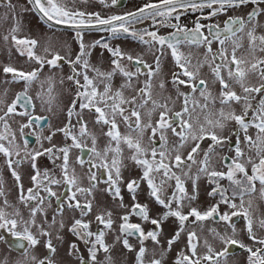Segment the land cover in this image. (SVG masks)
<instances>
[{
	"label": "snow or ice",
	"instance_id": "6c2138e0",
	"mask_svg": "<svg viewBox=\"0 0 264 264\" xmlns=\"http://www.w3.org/2000/svg\"><path fill=\"white\" fill-rule=\"evenodd\" d=\"M27 2L32 6L31 10L49 22L50 28L54 25H67L75 29L79 51L73 57L67 53L61 55L59 51L44 46L43 54L38 53L40 42L34 38L17 35L20 31L18 23L9 34L2 37L5 42L11 41L20 55L26 56L35 65L28 71L11 65L2 68L5 75H11V81L23 83V89L14 95V99L6 101L0 98V125L3 127V131H0V153L6 158L9 168H12L13 163H21L20 160L12 159L13 154L20 155L21 145L16 143L17 132L12 129L9 121L20 117L24 122L18 123V131L24 136L27 135L25 129L48 120V117L38 113L52 110L55 76L49 75L41 80L45 66L49 69H61V61L66 62L71 73L67 80L71 81L75 88L67 109L68 122L64 127L46 136L41 132L37 136L38 149L29 150V141H22L24 158L31 159L34 169L31 180L35 187L28 188L25 193L20 185L19 199L26 206L31 205L28 217L25 218L18 210L7 211L9 207H13L7 200L0 206V230L14 237L15 240L11 243L23 250L21 255L24 259L17 264H54L50 255L38 259L36 255L29 253V249L40 245L41 239L45 240L44 246L49 253L56 252L51 232L43 222L37 223L38 214H43V219H47V206L51 205L52 198L61 200L53 186L67 188L70 192L68 207L80 211L81 218L74 219L69 228L86 246L87 256L80 255L77 244L70 246L77 255L79 264H112L110 249L114 245L107 242L106 236L109 232L116 231L119 234L116 235L115 242L121 243L128 251L136 252V264H164L166 253L171 251L181 233L186 234L187 242L177 253L174 264H220L221 259L228 255L229 249L237 245L248 253V264H264V235H257L254 231V218L250 211L254 193L258 192L259 197L264 200V57L254 56L257 51L264 52V34L257 35V17L264 14V9L259 5L264 4V0H147L135 11L106 16L99 12H85L75 8V0ZM100 3L116 6L120 0H100ZM248 3L257 7L249 12L247 17L227 15L229 10ZM4 7L9 12H15L17 5L12 3V0H6ZM182 11L200 12L202 16L189 28L179 23ZM7 15L6 12L4 18H7ZM220 15L226 17L222 22H201V19L212 20ZM145 21H151L156 26L155 30H140L136 27ZM160 27L171 28L173 31L162 35L159 32ZM93 29L108 32L112 37L121 34L131 36L148 46L154 62L149 64L141 55L134 56L118 47L112 48L104 38L85 45V30ZM245 29L248 51L253 54L254 62L236 55L243 47V37L239 34L244 33ZM214 43L217 44L215 51ZM185 45L204 48L203 62L193 63L191 54H185L181 50V46ZM97 46L111 53L113 59L110 71H101L90 63V50ZM166 50L174 62L170 83L175 88V99L181 101L179 109H176L175 100L171 95L159 99L153 95L154 87H158L161 92L166 88L164 80L154 85V79L160 73L161 57L165 55ZM204 63H208L221 86L217 97H213L208 91L207 81L200 78V68ZM249 72L259 75L262 82L258 86L246 84ZM117 74L124 78V83L114 90L112 79ZM141 76L144 77L143 81L140 80ZM230 81L240 85L243 95L233 90ZM63 82L61 79L60 83ZM34 83L39 84L40 91L33 96L29 94V90ZM182 87L188 91H182ZM126 89H130L133 94L126 96ZM253 94L260 95L255 106L251 102L255 99ZM217 99L221 107L213 112L209 109V104L214 105ZM233 105L241 106L239 112ZM85 109L97 114V124L106 126L104 135L107 137V143L102 149L97 148L95 135L88 131L87 123L81 117V112ZM74 116L77 117L75 124L72 123ZM230 123H233L234 127L229 128ZM121 124L126 131H120ZM76 125H79V128L74 131ZM226 129L228 135H224ZM250 129H255V133H251ZM56 132L62 133L65 138L70 137L71 143L62 147L53 144ZM169 133L176 138L171 145ZM85 137L91 138L90 148L84 141ZM233 137L235 141L232 140ZM206 139L211 143L207 149H202L201 144ZM45 141L49 144L48 147L44 146ZM242 144L244 147H241ZM122 145L131 152L129 159L142 169L139 179H130L125 184L132 194L131 205H125L121 195L120 185L125 183L122 176ZM186 146L189 147L185 153L183 150ZM225 146L230 150L234 147V152L221 157L224 170H217L213 167L212 155L217 148L223 149ZM73 148L79 149L81 153L88 148L91 153L87 160L83 156L77 157V163L81 167L85 163L88 165L89 187L81 186V178L69 164V153ZM56 153L60 154L59 159L62 161L59 178L47 169L41 172L35 164L36 159L44 155H48L55 162ZM193 166L196 167L195 174L192 172ZM98 172L101 178L107 175L104 180L107 184L106 190L113 199L119 201V206L125 211L119 217L118 224L110 210L96 213L94 221L97 229L94 231L93 221L83 217L93 211V203L89 197L99 182ZM12 175L17 181L20 180L15 170ZM202 175L207 177L212 185L208 196L214 201L204 209L193 206V201L198 195L195 191L196 181ZM189 179L193 181L192 195L188 194L186 188V181ZM223 180H227V186L221 183ZM141 181L147 183L151 196L163 207L162 215H151L148 205L136 200L135 193ZM168 188L172 191L166 196ZM0 195H3L2 189ZM78 197H83V202ZM63 208V203L59 204L57 213L62 215ZM133 217H137L139 222H133ZM170 217L177 221L178 226L165 247L161 241V224ZM234 217L246 221L245 228L240 231L246 234L250 244H245L239 238ZM207 221L223 225L220 230L217 227L207 230L212 242L209 238L201 240L196 228L190 227L196 225L202 232ZM149 224L153 226L151 229L146 228ZM59 227H64L62 220ZM258 227L264 230V218L259 219ZM132 237L138 240V249H134L129 242ZM4 239L5 236L0 234V241ZM57 239L62 240V237L57 236ZM149 240L153 245L151 250L145 244ZM215 242L222 247H216ZM101 252L104 254L103 260L98 259V253Z\"/></svg>",
	"mask_w": 264,
	"mask_h": 264
},
{
	"label": "flooded vegetation",
	"instance_id": "af4514ba",
	"mask_svg": "<svg viewBox=\"0 0 264 264\" xmlns=\"http://www.w3.org/2000/svg\"><path fill=\"white\" fill-rule=\"evenodd\" d=\"M6 0H0V98L5 99L6 101H10L11 99H14V95L18 92H20L23 89V83L22 82H13L11 81V75H5L2 72V68L7 65H11L14 67H17L19 69H22L24 71H28L31 68L35 67V65L27 59L26 56L20 55L16 47L9 42H5L3 40V36L9 34L10 30H8V26L11 24H14L16 22L20 23L23 27V30L19 31L17 35L19 36H27L30 38H34L38 40L40 43L38 45L37 51L38 53L43 54V47L44 46H49L47 44V39H54V42L60 44V47H50L53 51H59L61 55H65L61 52L65 49L67 54L75 52L72 56L74 57L77 52L79 51V43L75 38V30L67 29L64 28L60 25H54L51 28L49 27V22H47L45 19H42L40 14L35 12L34 10H31L32 6L28 4L27 0H12V3L16 4L17 7L15 9V12H9L8 9L4 7V3ZM127 0H120V3L116 6H109L110 8H113L114 10L118 11H113L112 14H122L120 9H122L123 4H125ZM143 5V4H142ZM141 5V6H142ZM140 6V7H141ZM74 7L85 12H91L89 10H84V7H79L76 5V1L74 4ZM257 5L248 3L246 5H242L238 8L231 9L227 13L229 16H244L247 17V14L253 9H255ZM260 8L264 9V4L259 5ZM139 7L134 8L132 11L137 10ZM8 13L7 18L5 17V13ZM96 12L101 13V15H105L104 11L97 10ZM207 13V9L204 10V14ZM110 14V15H112ZM106 16V15H105ZM202 14L200 12H194V11H182L181 19L179 23L183 25H187L189 28H191L194 25V22L198 19L201 18ZM226 17L224 15H220L219 17H214L212 20H205L201 19L202 23L210 24L214 22H222ZM175 22V21H174ZM257 35L264 34V14L260 15L257 17ZM25 27L27 29L25 30ZM138 29L143 30V29H148L149 31L155 30L154 26L151 21H145L143 24L137 25L136 26ZM173 31V29H172ZM170 31V32H172ZM168 32V33H170ZM247 29H245L244 33H240L239 36L243 37L242 39V44L243 47L240 48L236 55L238 57H243L251 62H254V57L253 54H250L248 51V38L246 36ZM168 33H164L162 35H167ZM85 35H90L93 37H97L96 40H99L101 38H104L110 45V47L114 48L112 46L113 42H119V41H125V40H134L131 36L126 35V34H121L117 37H112L110 33L108 32H101L99 30L93 29V30H85L83 40L85 43ZM89 36V37H90ZM45 39L44 43H42V39ZM94 40V41H96ZM93 41V42H94ZM139 44H142L137 40ZM74 43L76 45V48H74ZM86 45V44H85ZM190 48L191 50H198L200 51L197 53L191 54L193 58V63H196L197 61L203 62V57H204V48L202 47H197V46H190V45H185L181 46V50H185ZM217 48V44H213V50L215 51ZM104 49V48H103ZM62 50V51H61ZM74 50V51H73ZM106 55L110 57L109 63L111 65V60L113 59L111 56V53L107 50ZM122 51V50H121ZM124 52V51H123ZM254 56L256 58H262L264 57V52H259L257 51ZM144 59V58H143ZM90 63L99 68L101 71H105V68H103V64L101 62V58H99V55H97V51L91 49L90 50V56H89ZM146 60L149 64H152L154 60L148 61ZM173 61V58H172ZM61 63L64 66H68V64L64 61H61ZM174 63V62H173ZM47 66H45L46 68ZM170 67V66H169ZM44 68V69H45ZM161 68V67H160ZM49 69V68H48ZM52 70V69H49ZM44 71V70H43ZM70 71V70H69ZM166 71L164 69H160L159 75L161 78H158L159 80L164 77ZM71 74V73H70ZM92 75V73H89ZM119 75V74H118ZM121 77V75H119ZM200 78H203L207 81L208 88L210 87V79L213 78L214 80L215 77L211 71V68L208 66V63H204V66L200 68ZM155 80V79H154ZM8 81V82H5ZM58 83H53V92L52 95L57 92H60L62 96L58 97V94L56 95V98H54L52 102V110L49 111H42L41 113L46 117H48V120L44 123L34 125L32 128L25 129V133L27 135L21 136V134L18 131V123H23L24 121L21 120L20 117H14L12 118L9 123L12 126V129L17 132L16 136V143L22 144V141L24 139H27L29 141L28 146L35 147L36 149L39 148V144L37 143V136L40 135V133H45L49 132V134L53 131H55L58 128L64 127V125L68 122L67 118V109L71 104V101L74 96L75 88L72 84L71 81H64L63 84L60 83L59 81H56ZM117 79L116 76H114V81L112 82V85L117 84ZM217 84L220 86L218 81L216 80ZM246 84L250 86H258L262 81L257 73L251 72L248 74L246 78ZM235 84V81H230V86ZM157 85V84H156ZM221 87V86H220ZM240 87V86H239ZM103 88V85H101V89ZM45 89H47V84L45 85ZM40 91L39 85L37 86L36 90L34 89V86L29 90L30 95H35L36 92ZM5 92L7 95L5 96ZM67 96H63V95ZM243 95V92L242 94ZM255 96V99H252V104L256 105L257 101L260 99V95L258 94H253ZM39 104V102H37ZM96 115L93 112L85 109L81 112V117L84 122L87 123L88 131L95 135L97 139V148L102 149L106 143H107V138L104 135L105 129H100V126L95 128V120H96ZM77 117L72 118V123H76ZM79 128V125H76V129L74 131H77ZM121 126H120V131H121ZM255 130V129H252ZM0 131H3L2 125H0ZM122 132V131H121ZM124 132V131H123ZM34 133V134H33ZM48 134V135H49ZM84 141L87 143L88 147H91V144H89V137H85ZM235 141V140H234ZM53 144H56L57 146H64L65 144H70L71 140L69 138H65L62 133L56 132L55 136H53L52 140ZM45 147H48L49 144L44 145ZM234 150V147L232 148ZM22 152V151H20ZM59 153H56V158L55 162H53V159H50L48 155L40 156L36 159L35 164L38 169L43 172L45 169L49 170L51 174L55 175L57 178H59L61 172V164L62 161L59 159ZM91 153L88 151V148L84 149V152L81 153L79 149H71L69 153V164L71 167L75 168L76 174L81 178V186L83 187H89V182L87 179V163L83 167L77 163V157L78 156H83L85 160H87V157L90 156ZM25 155L22 156H16L13 154L12 159L13 161L20 160L21 163L16 164L13 163L12 168H9L7 163H6V158L2 153H0V189L3 191V195H0V206H3L4 200H7L9 205H12L13 207H9L7 211H15L18 210L24 217L26 213H29V206H26L20 199L21 195V188L20 185L23 186V189L26 193V190L30 187H35L34 183L31 180V176L34 174V169L32 168V161L30 163L26 162V158H24ZM40 159H44L45 161H42ZM136 166L134 165L132 173L135 172L137 169ZM139 167V166H138ZM140 168V167H139ZM141 169V168H140ZM15 170L16 173L19 174L20 180L17 181L15 176L12 175V171ZM142 170V169H141ZM134 175V174H133ZM132 175V176H133ZM130 177L127 180H125V183H122L120 185L121 187V195L123 196V203L125 205H131L133 203L132 200V194L129 193V191L124 192L123 185L126 184V182L130 179H138L136 176ZM107 179V175L105 174L102 178L100 176V173L98 172V180L99 182L97 183L96 187L93 189L91 196L89 199L92 200L93 203V211L90 213L87 217H83L85 220H92V229L95 231L97 229V224L94 221V215L100 211L103 210H110L111 208H115V211L112 210L113 213V219L116 220L117 224L119 223V217L123 214L125 209H122L119 206V201L116 199H113L112 195L106 190L107 189V184L104 183V180ZM125 179V178H124ZM199 181V180H198ZM200 182V181H199ZM199 182H196V187L201 184ZM30 183V184H29ZM140 182L139 188L137 189L135 193L136 200L141 203V204H147L149 209H150V214L153 216H160L163 214L164 209L162 206H160L158 203L155 202L154 198L150 194V190L148 188V185L146 182L142 183ZM55 190H57L58 194L61 196V200L57 201L55 198L51 199V205L47 206V219H43V214H38L37 215V223L43 222L46 229L51 232V238H52V243L53 246L56 248V252L54 254L49 253L48 250L46 249L45 245V240L41 239L40 245H37L34 249H29L34 250L35 254L38 259H43L45 256H51V258L54 261V264H79V260L77 258V255L72 251L71 245L73 243L77 244L79 247V252L80 255L87 256V250L86 246L84 243L80 240L77 239L75 235H73L70 231L69 228L73 222L74 219L81 218L80 216V211L78 209L70 208L68 207V196L70 195V192L68 191L67 188L63 186H53ZM187 188V187H186ZM193 188V183L192 187L188 190H192ZM257 188H259V185H257ZM172 191V189H171ZM190 191L188 192V194ZM43 194V193H42ZM256 193H254L252 196H255ZM81 199L83 202V197H78ZM262 201V204L264 206V200L258 199ZM35 203V202H31ZM63 203L64 208H63V213L58 214L57 213V207L59 204ZM47 205V201H46ZM252 208H257L259 211V214L261 218H264V208H261L260 206L255 205V201H252ZM254 218V228H255V223L259 221V216L253 217ZM53 220L55 223H53ZM63 221L64 227L61 229L59 227L60 221ZM233 220L235 221V224H246V221L242 218H236L234 217ZM256 221V222H255ZM133 222H139V219L137 217H133ZM177 221L174 218H169L168 220L164 221L161 224L162 228V234H161V241L166 247L167 240L170 239L176 232L177 230ZM102 227V226H101ZM116 227V225H114ZM153 226L152 225H146V228L151 229ZM191 228H196V225H191ZM256 229V228H255ZM254 229V231H255ZM260 229V228H259ZM188 229L186 228V231ZM261 230V229H260ZM4 233L3 235L6 238L0 241V248L5 246L6 253L7 255L11 254H17L20 255L21 258L23 256L21 255V252L23 250L15 247L12 241L15 240L14 237H11L9 233H6L4 230H2ZM198 234L199 231L197 230ZM118 231L116 232H109L106 236V240L109 244L114 245L110 249V253L112 256V264H136V252L135 251H128L123 247L121 243L115 242V237L118 235ZM257 235H264V230H261L260 233H256ZM57 236L62 237V240L57 239ZM202 240V239H201ZM5 241V242H4ZM244 241V240H243ZM129 242L133 245L134 249H138L139 243L138 240L135 237L129 238ZM186 234L181 233L180 239L176 241L175 244L172 245V249L170 252H167L165 257H164V264H174V260L176 258L177 253L183 249L186 245ZM245 244L251 243V241L248 239L247 236H245ZM146 246L151 250L153 247L152 242L146 241L145 242ZM237 254H245V263L248 264V253L246 250L241 249L238 245L233 246L229 249V253L226 256L228 259V264H234L233 257ZM104 254L98 253V259L103 260Z\"/></svg>",
	"mask_w": 264,
	"mask_h": 264
},
{
	"label": "rangeland",
	"instance_id": "374dc122",
	"mask_svg": "<svg viewBox=\"0 0 264 264\" xmlns=\"http://www.w3.org/2000/svg\"><path fill=\"white\" fill-rule=\"evenodd\" d=\"M75 1H76V5L77 6L84 7L85 8L84 10H89L91 12H96L97 10H100V11H104L105 15H110V14H112L113 11L114 12L118 11V10H114L113 8H110L109 6H105L104 4L100 3V0H75ZM145 2H147V0H127V2L125 4H123L122 9H120V11L122 13H125V12H128V11H132L134 8L140 7ZM70 6H72V5H70ZM17 23L18 22L9 25L8 26V30H11L13 27H15ZM18 24H19L20 31L23 30L22 25L20 23H18ZM26 29H27V27H25V30ZM170 31H172L171 28H166V27H160L159 28L160 34L168 33ZM89 36L90 35H85V38H86L85 44L86 45H89V44L93 43V41L96 40V38H97V37H93V36L89 37ZM44 41H46V40L43 38L42 39V43H44ZM47 44L50 47H53V48L60 47L59 43H57V46H56V43L54 42V39H47ZM112 46L114 48L118 47L122 51H124L126 53H130V54H132L134 56L141 55L142 58L147 59L149 62L154 60L153 55L148 51V46H146L144 44H139L137 42V40L134 41L132 39H130V40L128 39V40H125V41L113 42ZM74 48H76L75 43H74ZM92 49L97 51V55H99V58H101V62L103 64L102 66H103V68H105V71H110L111 68H112V65H110V63H109L110 57H108V55H106V51L100 46H97V47L92 48ZM183 52L185 54H189V53L193 54V53H197V52L200 53V51H198L196 49L195 50H191L190 48L183 50ZM61 53L66 54L67 52L64 49L63 52H61ZM74 53L75 52L70 53V55H73ZM191 57L194 58L192 55H191ZM122 63H127V62L126 61H122ZM160 67H161L160 68L161 70L164 69V71H166L165 74H164V77L162 79H160V80H164L166 82V88H165V90L163 92H161V90L158 87H154V90H153L154 98L159 99L162 96L163 97H167V96L171 95L173 100H175L176 109H179L181 101L175 99V88L170 83L171 72L174 69V63L172 61L171 55L168 54L167 50L165 51V55L161 57ZM249 73H251V72H249ZM49 75H54L55 76L54 84L58 83L56 81H59L61 79H63V81L66 82V81H68L67 80V76L70 75V71H69V68L67 66H64V65H63V67L61 69L49 70L48 67H46L44 69L43 74L41 75L40 79L43 80L46 76H49ZM119 75L118 74L115 75L118 82H117L116 85L113 86L114 90L118 89L124 83V78L122 76L120 77ZM158 78H161V76L158 75L155 78L154 85H156V84L158 85V83L160 81ZM143 79H144V77L141 76L140 80L143 81ZM113 81H114V77L112 79V82ZM210 81H211V83H210V87L208 88V91L211 92L213 97H217L219 92H220V88L221 87L217 84L216 80H214L213 78H211ZM38 85H39L38 83H34L33 84L35 90H36ZM239 86H240L239 84L235 83L231 87L238 94H242V89ZM181 90L182 91H188V89L184 88V87H182ZM57 94H58V97L62 96L60 92H57ZM57 94L54 93L52 96L54 98H56ZM132 94L133 93H132V91L130 89H126L125 90V95L126 96H129V95H132ZM63 96H67V95L65 94ZM196 96H197V98H199V94L198 93L196 94ZM170 104H171V102H170ZM220 107H221V105H220L218 99H217V101H216V103L214 105L211 104V103L209 104V109L212 110L213 112H215ZM233 107H235L237 109V111L239 112L241 106L240 105H233ZM94 126H95L96 129H97L98 126H100V129H105V131H106V126H104V125L95 123ZM120 126H121V129H122L121 130L122 132L126 131V129H125L123 124H121ZM228 127L232 128V127H234V124L230 123L228 125ZM250 132L254 134L255 130L250 129ZM48 134H49V132L43 133L44 136H46ZM228 134H229L228 130L226 129L225 132H224V135H228ZM175 139L176 138L173 137L171 135V133H169V144L170 145L175 142ZM232 140L234 141L235 137H233ZM210 143H211L210 140H207V139L204 140L203 143L201 144V148L202 149H207V147H208V145ZM47 144L48 143L45 141L44 145H47ZM89 144H91V138L90 137H89ZM122 147H124V146L122 145ZM188 147L189 146H186V148L183 150L185 153H186ZM241 147H244V145L242 144ZM28 149L31 150V149H36V148L28 146ZM20 151H22V152H20L19 156L25 155L24 148H23L22 144H21V150ZM233 152H234V150H232V149L230 150L227 146H225L223 149L217 148L216 152L212 155L213 167H215L217 170H224V167L221 164V157L224 156V155H231ZM130 155H131V152L126 147H124L123 166H122V176H123V178H125L124 181L127 180L128 178H130L133 174L134 175L132 177L136 176L138 179L142 175V170L138 166H136L137 169L135 170V172L132 173V170H133V167H134L135 163L131 159H129ZM201 155H202V153H201ZM197 159L199 160L200 156H198ZM40 160L45 161L44 159H40ZM26 162L30 163L31 159H26ZM192 172H193V174H195V172H196V167L195 166H193ZM199 181H196V182H199L201 184H199L195 188V191L198 193V195H197L196 200L193 201V206H196V207H199L201 209H204V208H207L210 204H212L214 202L213 199L208 196V192L211 190L212 185L209 183L207 177H205L203 175L200 177ZM142 183H143V181H142ZM142 183H141V186H142ZM192 183H193V181L191 179L186 181L187 190L192 187ZM221 183L224 184L225 186H227V184H228L227 180H223V181H221ZM123 189H124V192L128 191L125 185H123ZM189 191H190L189 195H192L193 194V188H192V190H188V192ZM170 193H171V188H168L166 193H165V195L167 196ZM255 195H256V197L255 196L251 197L252 201L253 202L255 201V205L256 206H260L261 208H264V206L262 204V201L258 200V199H261L259 197L258 192ZM247 199H248V197H246V200ZM112 210L115 211V208H113V209L111 208V212H112ZM250 211L252 212L253 217H257V215H258L259 218H261L257 208H251ZM28 215H29V213L27 212L26 215H25V218H27ZM211 227H217L218 230H220L223 227V225L222 224L221 225H217V224H215L212 221L205 222L204 231L201 232L200 229L197 228V230L200 233L199 235L201 236L202 240L204 238H209L210 242H212L211 241V237L209 236V233L207 231ZM236 228H237V231H238V234H239V238L245 241L246 234L244 232L240 231L241 229L245 228L244 224L240 223V224L236 225ZM255 228H254L255 232L259 234L261 230L259 229L257 222L255 223ZM3 233L4 232L2 230H0V234H3ZM5 241H6V238H5ZM215 246L218 247V248L222 247L221 245H219L218 242H215ZM29 253H30V255H36L34 250H30ZM23 259H24V257L21 258V256L17 255L16 253L15 254H11L10 253V255H7L4 245H3L2 248H0V264H17L18 261H22ZM233 260H234V264H244L245 263V254H237V255H235L233 257ZM228 262L229 261H228L227 258H222L220 264H228Z\"/></svg>",
	"mask_w": 264,
	"mask_h": 264
},
{
	"label": "water",
	"instance_id": "95a60500",
	"mask_svg": "<svg viewBox=\"0 0 264 264\" xmlns=\"http://www.w3.org/2000/svg\"><path fill=\"white\" fill-rule=\"evenodd\" d=\"M60 26H62L64 28H67V29L75 30V29H73V28H71L70 26H67V25H60Z\"/></svg>",
	"mask_w": 264,
	"mask_h": 264
}]
</instances>
